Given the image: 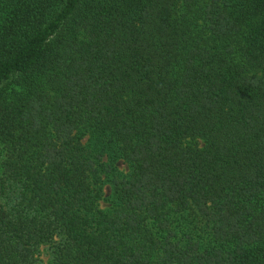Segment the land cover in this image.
<instances>
[{"label": "trees", "instance_id": "obj_1", "mask_svg": "<svg viewBox=\"0 0 264 264\" xmlns=\"http://www.w3.org/2000/svg\"><path fill=\"white\" fill-rule=\"evenodd\" d=\"M44 253L264 264V0H0V264Z\"/></svg>", "mask_w": 264, "mask_h": 264}, {"label": "rangeland", "instance_id": "obj_2", "mask_svg": "<svg viewBox=\"0 0 264 264\" xmlns=\"http://www.w3.org/2000/svg\"><path fill=\"white\" fill-rule=\"evenodd\" d=\"M110 193V186L106 185L105 186V195L108 196ZM101 204L104 206L105 202L102 201ZM41 264H44L47 262L48 256L44 253L43 255H41Z\"/></svg>", "mask_w": 264, "mask_h": 264}]
</instances>
